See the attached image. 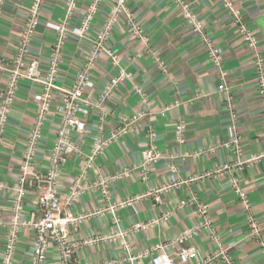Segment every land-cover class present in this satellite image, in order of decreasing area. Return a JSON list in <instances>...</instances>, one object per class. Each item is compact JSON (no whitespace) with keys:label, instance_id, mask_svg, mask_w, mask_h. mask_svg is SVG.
<instances>
[{"label":"crops","instance_id":"obj_1","mask_svg":"<svg viewBox=\"0 0 264 264\" xmlns=\"http://www.w3.org/2000/svg\"><path fill=\"white\" fill-rule=\"evenodd\" d=\"M90 0H79V9L72 23L77 25ZM114 0H103L89 39H81L71 34L64 46V57L57 86L70 88L83 65L95 33L102 27ZM195 11L204 18L210 35L215 37L225 52L224 68L228 70V85L235 98L237 129L241 136L243 153L240 161H247L264 152V114L261 99L256 93V73L253 59L247 44L234 26L230 13L221 0H190ZM243 9L245 20L255 28L261 39L264 53V0H234ZM31 0H6L0 20V91L5 87L8 68L17 51L23 23L28 15ZM131 9L143 23L150 37V47L165 63L163 71L152 50L137 40L126 26H116L111 34L110 46L120 54V66L129 72L116 90L115 96L101 106H97L101 93L111 77L119 73L107 54L99 61L94 72L95 89L88 91L94 105L85 116L86 133L81 141L85 150L96 137H108L110 131L124 126L125 118L139 110L147 114L136 123L133 131L114 142L98 160L96 170L89 182L99 174L114 173L124 167L138 166L142 161V150L148 145L147 132L150 127L156 131L155 144L164 158L150 167L147 181L141 173L121 179L111 186V200L116 201L131 195L146 193L170 183L177 185L161 193L162 202L152 196L145 197L136 208L127 207L114 215L105 211L108 202L97 191L81 196L74 210L93 215L79 229L71 228L74 240H86L106 235L120 229L128 230V240L134 255L142 254L161 243L172 242L185 228L200 224L203 217L195 204L180 207L183 200L196 197L208 206L212 227L218 233L222 244L228 247L238 264H264L261 247L251 237L246 213L234 193L230 177L238 176L247 189L253 211L259 220L264 234V157L250 164L242 172L216 170L225 163L236 161L232 150L218 147L229 137L230 118L224 95L219 92L220 76L206 58V51L196 35L184 24L179 8L170 0H131ZM66 16L65 0H48L42 10L41 24L32 41L30 55L45 59L55 42L56 32L47 27V22H60ZM140 87L146 95V102L136 90ZM40 86L23 81L18 91L15 107L9 114L7 133L0 154V181L8 186L16 182L20 161L27 136L35 122L36 103L33 96ZM63 93L57 91L53 111L62 100ZM173 106L165 113L161 110ZM185 120L186 142L179 144L174 131L175 125ZM59 118L51 114L44 127V138L37 163H48L51 147ZM218 147V148H217ZM215 148L216 150H213ZM174 162L177 173L169 166ZM82 159L70 156L61 178V194L65 193L80 173ZM13 198L9 190H0V217L6 225L0 228V264L3 250L11 230ZM39 215L38 194H30L24 203L21 221L30 219L31 213ZM169 214L167 220L163 219ZM158 223L145 229L135 230L139 224ZM19 240L14 254V264H30L35 233L31 228L21 226ZM210 230L202 229L192 240L183 245L171 244L168 252L175 255L180 247L194 246L201 257L217 248ZM126 254L121 246L112 241H98L83 245L75 255L78 264H109ZM47 264H61L55 248L51 249ZM130 264V263H127ZM133 264H151V256H143ZM190 264V263H188ZM213 264H221L214 262Z\"/></svg>","mask_w":264,"mask_h":264},{"label":"built area","instance_id":"obj_2","mask_svg":"<svg viewBox=\"0 0 264 264\" xmlns=\"http://www.w3.org/2000/svg\"><path fill=\"white\" fill-rule=\"evenodd\" d=\"M102 1L90 0L86 9L82 12V18L79 23L73 25L72 20L78 12L79 1L65 0L66 17L64 21L46 23L47 27L56 32V39L50 53L45 59L31 56L30 48L36 36L37 28L41 24L40 8L46 4L47 0H32V5L28 8L29 14L24 20L17 51L11 60V66L8 68L5 87L0 91V154L6 138L9 114L17 103L21 83L27 81L38 84L40 89L33 96V100L36 103L35 122L27 136L16 182L14 185L8 186L3 181H0V190H9L13 198V215L10 221L11 230L8 233L4 246L3 261L1 264H14V254L19 240L21 226L31 228L35 233L30 264H47L52 248H55L57 251L61 264H78L75 258L76 252L85 244H94L101 240L119 244L126 254L123 258H116L109 261V264H133L135 259L147 255L151 256V264H209L214 262L238 264L232 257L229 248L223 246L220 236L214 231L212 221L208 214V206L200 202L196 197L183 200L180 203V207L195 204L197 211L203 217L202 222L196 226L185 228L174 241L158 244L152 251L134 255L131 248L132 244L128 240L129 231L124 229L86 240L71 239V228L75 230L79 229L93 215L92 213L76 212L73 209L80 197L86 193L92 191L99 192L107 200L108 206L97 213L109 211L114 215L115 220L118 221L117 213L121 209L127 207L136 208L147 196H152L156 202L161 203V193L177 185L175 179H173L170 183L147 191L146 193L131 195L116 201L111 200V186L114 183L133 176L136 171L141 173L142 180L147 181L150 167L164 158L162 152L155 144L156 134L152 127L148 129V145L142 150V161L138 166L124 167L114 173L99 174L96 179L92 180L91 183L89 182L91 174L96 170L98 160L105 155L106 150L114 142L130 134L136 123L147 114L144 110H139L125 118L124 126L111 130L108 137L94 138L88 150H85L81 145L87 128L84 117L94 107L90 101L88 91L95 89L94 72L99 61L107 54L113 65L119 68V73L111 77L105 85L97 105L98 107L115 96L116 90L122 82L132 78L129 72L121 68L119 52L110 46L109 41L113 29L116 26H126L137 40L143 38L144 42L150 41L144 25L140 23L133 10L128 6L130 0L113 1L102 27L95 33V38L92 39L90 49L86 53L85 61L79 69L73 85L70 88L57 86L64 57V46L69 35L74 34L81 39L90 38V33L95 25L94 18L97 15L96 13L99 12ZM170 1L177 7L184 9L183 17L189 25L190 30L196 35L200 44L206 48L208 61L212 63L215 70L221 73L222 84L219 87V92L224 95V100L227 103V111L232 114V120L228 126L230 137L226 142V146L228 149L231 143L236 144V161L241 163L239 159L242 155L240 148L242 142L241 136L236 132L238 115L234 111L236 109L235 98L224 81L227 77V72L222 69L221 63L224 49L210 35L208 40L204 37L203 29L205 25L191 3L189 4L185 0ZM222 1L225 9L231 15L232 23L245 40L253 59L256 73V93L261 99L264 114V53L261 39L257 30L245 20L242 12L243 9L238 2L234 0ZM3 9V0H0V20ZM70 25L71 27H69ZM152 54L162 67L158 55L153 51ZM136 90L142 96L143 102H146V95L143 90L138 86H136ZM57 91L63 93V98L55 107L54 112H52ZM53 113L59 118L58 127L55 132L54 143L51 147L48 163L41 167L38 165L37 160L44 138V127L48 117ZM181 130L180 128L176 129L175 134L177 140L182 135ZM263 153H259L248 162L252 164L258 161L261 157H264ZM73 155L79 156L83 164L80 173L70 184L67 191L61 194V178L64 168L69 157ZM222 167L228 169L230 165L225 163ZM169 168L172 173L179 171L176 166H171V164ZM239 170H242V168H239ZM231 181L233 183V189L245 210L250 235L261 247V252L264 257V238L260 236L259 220L253 211L249 193L242 185L238 176H232ZM32 193L38 194L39 215L32 212L30 219L21 221L20 218L24 212L25 200ZM168 218L169 214L163 216L165 220ZM158 222L159 220H154L150 224H139L135 226V230L140 228L145 229ZM5 225L6 222L0 217V228ZM202 229L210 230L212 241L219 246L214 254H207L201 257L194 246L180 247L175 255H171L168 252L171 244L178 243L179 245H183L192 240Z\"/></svg>","mask_w":264,"mask_h":264},{"label":"rangeland","instance_id":"obj_3","mask_svg":"<svg viewBox=\"0 0 264 264\" xmlns=\"http://www.w3.org/2000/svg\"><path fill=\"white\" fill-rule=\"evenodd\" d=\"M48 1V0H47ZM186 2H188L189 4L191 3L192 4V7L194 8V3H193V1H190V0H185ZM103 2V1H102ZM221 2L223 3V1L221 0ZM5 4H6V0H3V6H5ZM46 4H47V2H46ZM46 4L45 5H43V6H41V8H40V15H42V10H43V8L46 6ZM113 4V3H112ZM131 0L129 1V4H128V6L131 8ZM174 4V3H173ZM30 5H32V0H31V2H30V4H29V6ZM29 6H28V8H29ZM101 6V5H100ZM179 8V10L181 11V13H182V16H183V13H184V9L183 8H180V7H178ZM4 10V9H3ZM28 10V14H29V9H27ZM99 12H97L96 14H98ZM197 13V12H196ZM198 14V13H197ZM97 16V15H96ZM96 16H95V18H94V24H95V21H96ZM200 16V15H199ZM66 17V16H65ZM201 17V16H200ZM65 19V18H64ZM64 19L62 20V21H64ZM201 19V21L204 23V25H205V28L203 29V35H204V37L208 40V38H209V35H210V31H209V28H208V25L206 24V22H205V20H204V18L203 17H201L200 18ZM62 21H60V22H62ZM183 21H184V24L190 29V27H189V25L186 23V20L184 19V17H183ZM140 23H142V22H140ZM142 25H143V23H142ZM69 27H71V25L69 26ZM93 30V29H92ZM211 36V35H210ZM149 37V36H148ZM211 38H213V39H216L215 37H212L211 36ZM149 39H150V37H149ZM141 40H142V43L143 44H145L146 45V47L147 48H149V49H151L156 55H158L157 54V52L156 51H154L151 47H150V41L149 42H144L143 40V38H139V41L141 42ZM217 40V39H216ZM217 43H218V40H217ZM205 49V51H206V48H204ZM110 58V57H109ZM158 58L160 59V57L158 56ZM206 58H208V53H207V51H206ZM224 59H225V52H224V54H223V59H222V61H221V63H222V69L224 70V71H226L227 72V77L224 79V81L226 82V84H227V86H228V88L230 89V86L228 85V77H229V72H228V70H226L225 68H224V65H223V63H224ZM160 61H161V63H162V69H163V71H166V66H165V63L163 62V60H161L160 59ZM210 64H212V63H210ZM213 68H214V66H213ZM215 69V68H214ZM218 73H219V76H220V80H221V84H222V77H221V73L218 71ZM236 103V102H235ZM225 104L227 105V103H226V101H225ZM174 106V105H173ZM172 105L171 106H167V107H165V108H163L162 110H161V112L162 113H165V112H167L168 110H170V108L171 107H173ZM226 109H227V107H226ZM235 111V113H237L236 112V109L234 110ZM228 115H229V118H230V122H231V120H232V114L230 113V112H228ZM236 115V114H235ZM186 127H187V123H186V121L185 120H181V121H179L176 125H175V128H174V131H175V133H176V129H178V128H180V130H181V128H182V130H181V136H179V140H178V142H179V144H184L185 142H186V135H185V129H186ZM183 128H185V129H183ZM178 132V131H177ZM236 132H237V134L240 136V134H239V132H238V129L236 128ZM155 134H156V131H155ZM176 138H177V136H176ZM229 140V139H228ZM227 140V141H228ZM226 141V142H227ZM226 142H224L222 145H220V146H218V147H222V148H225V149H227V146H226ZM242 142V141H241ZM217 147V148H218ZM240 148H241V153H243V146L241 145L240 146ZM228 149H230V150H232V152H233V154L235 155V149H237V146H236V144L235 143H231V145L229 146V148ZM213 150H216L215 148H213ZM264 154V153H263ZM163 155V157H164V154H162ZM258 155V154H257ZM256 156V155H255ZM236 157V156H235ZM252 158H254V157H252ZM236 160V159H235ZM250 160V159H249ZM249 160H247V161H240L241 163H239L238 161H231V162H229L228 164L230 165V167L228 168V169H224L223 167H221V168H219L218 170H216V174L217 175H221V174H223V172H230V173H232V172H235V170H237V171H239V172H242L243 170H244V168H246L247 166H249L251 163H249L248 161ZM160 161V160H159ZM158 161V162H159ZM172 165H174V166H176V168L177 169H179V167L174 163V162H171V166ZM239 168H242V170H239ZM234 177V176H236L235 174L233 175V174H231V177ZM231 177H230V182H231V187H232V189H233V183H232V181H231ZM241 180V179H240ZM242 182V181H241ZM233 191H234V189H233ZM234 193H235V191H234ZM236 194V193H235ZM237 196V195H236ZM259 226H260V231H259V233H260V236H261V238H264V234H263V228H262V226H261V224H260V222H259ZM216 234H218L217 232H216ZM222 246V245H221ZM219 248V246L217 245V248L216 249H214V251L212 252V253H209V255H212V254H214L215 253V251L217 250ZM230 251V250H229ZM218 263H220V262H218ZM209 264H213V263H209Z\"/></svg>","mask_w":264,"mask_h":264},{"label":"bare ground","instance_id":"obj_4","mask_svg":"<svg viewBox=\"0 0 264 264\" xmlns=\"http://www.w3.org/2000/svg\"><path fill=\"white\" fill-rule=\"evenodd\" d=\"M79 1V0H78Z\"/></svg>","mask_w":264,"mask_h":264}]
</instances>
